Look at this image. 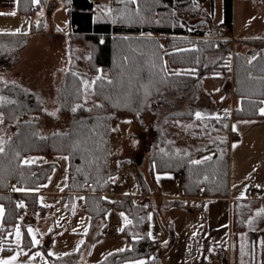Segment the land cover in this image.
Here are the masks:
<instances>
[{
    "label": "trees",
    "instance_id": "obj_1",
    "mask_svg": "<svg viewBox=\"0 0 264 264\" xmlns=\"http://www.w3.org/2000/svg\"><path fill=\"white\" fill-rule=\"evenodd\" d=\"M48 2L17 0L16 10L31 16ZM61 2L69 19L68 66L55 93L56 115L66 117L64 130L41 134L36 121L28 118L44 112L39 95L2 78L14 63L4 53L21 50L31 35L42 33L43 18L32 20L27 33L0 32V114L4 125L16 121L15 130L0 147L2 229L11 230L10 226L21 222L22 216L39 217L46 210L38 202L36 190L58 162L23 158L28 154L64 155V198L85 194L83 210L90 221L89 231L111 208L127 217L120 231L114 233L126 236L129 246L107 254L95 264L132 259H142L140 264H160L152 246L162 245L148 233L153 204L145 172L150 177L155 172L180 173L177 184L185 197L209 199L228 195V149L230 138L235 136L230 130V116L264 118L260 111L264 101V40H243L248 47L241 51L232 50L229 39L217 36L221 24L232 25V0H223L222 20L218 24L213 21V0H109V8L104 11L95 7V0ZM221 75L231 84L230 93L239 98L238 105L232 108L231 115L200 120L197 114L207 106L199 101L205 91L204 78ZM123 117L130 118L135 130L130 135L141 134L146 139L148 155L138 157L134 165L140 195L151 198L136 202L131 194H121L113 205L101 192L112 189L111 175L123 166L122 160L115 165L110 162L112 141ZM194 118L197 123L191 139L201 141L198 146L183 142L179 133L173 132L178 120ZM10 182L15 193L7 190ZM165 202L167 208L185 203L180 199ZM250 202L256 201H231L229 264H258L254 248L257 233L248 228L253 208ZM164 229L169 235V250L177 235L170 222L164 224ZM26 238L24 235V241ZM239 245L243 255L240 259ZM79 255V251H74L50 261L78 264Z\"/></svg>",
    "mask_w": 264,
    "mask_h": 264
},
{
    "label": "rangeland",
    "instance_id": "obj_2",
    "mask_svg": "<svg viewBox=\"0 0 264 264\" xmlns=\"http://www.w3.org/2000/svg\"><path fill=\"white\" fill-rule=\"evenodd\" d=\"M95 7L104 11L109 8V0H95ZM263 9L264 4L260 2L257 10L264 21ZM40 17L44 21V31L33 34L27 45L21 50L16 52L7 50L4 53V56L9 55L14 63L3 72L2 78L31 88L39 95L44 112L31 114L28 118L36 121L41 134L47 135L54 131L64 130L66 127L65 115H56L55 93L61 74L68 66L66 34L69 19L66 8L61 0H49L46 6L35 11L31 16L20 14L16 18L7 19L11 25L18 20V23L23 25L22 28H18L16 24L4 27L3 30H29L30 20L37 21ZM2 19L4 20V18ZM221 20L222 7L217 3L213 8V21L218 24ZM217 36L229 39L232 50L244 51L248 47L240 40H236V42L235 39L231 40L229 35L218 33ZM203 86L205 91L199 101L201 105L207 106L204 107L205 110L198 112L199 119L202 120L208 116L231 115V110L238 105L239 98L230 93L231 84L226 77L222 75L216 78L207 76L204 78ZM261 109H264V101ZM196 123V118L180 119L173 127V132L179 133L183 142L198 146L202 142L191 139ZM15 128L16 121L4 125L0 114V147ZM230 130L235 133V136L230 138L228 149L230 193L232 196H240L234 199L243 198L256 201L250 202L253 203V208L248 216V228L255 224L253 228L258 230L256 245L254 242L255 255L259 259L258 264H264V118L230 116ZM134 131L130 118H120L118 132L112 141L110 162L115 165L122 160L123 166L111 175L110 182L112 185L120 187V194H131L136 202H143L148 201L151 197L138 196L141 192L137 184L134 161L140 156L146 157L148 151L145 149L146 139L143 135H130ZM23 159L36 162L55 160L58 162V166L47 177L46 182L36 190L38 202L46 207L41 216L24 215L21 222L10 226L11 230L4 231L2 229L3 206L0 203V210H2L0 211V261L9 260L11 264H52L51 258L79 251L78 264H95L107 254L129 246L130 241L126 236L107 232V224L110 221L122 227L127 221L125 213L111 208L106 214L99 217L100 224L89 231L90 221L82 208L84 201L81 196L84 198L85 194L78 193L73 198L69 196L64 198V194L67 193L64 189L67 184V160L64 155L28 154ZM143 169L145 170V166ZM170 174L155 172L152 177L155 181L158 180L156 176L164 179L169 191L176 192L178 184L175 181L170 182ZM145 176L147 181L151 182V178L146 172ZM154 201V206L148 216L149 236L158 239L157 236L161 231L166 232L160 224L157 213H167L165 216L160 214L161 220L164 221L169 217L170 221L174 223L172 224L177 235L174 245L169 250L167 249L168 233H165V238L158 239L162 246L157 248L152 246L153 254L159 257L160 264H226L216 257L215 251L211 247L214 244V236L221 225H224V218L228 213V208L225 207L223 217L215 214L216 207L220 205L219 200L192 198L186 200L182 206H171L160 212L156 209L158 200ZM24 235H27L25 241ZM229 236H231L230 230ZM34 240L37 243H33ZM239 243H241L240 237ZM46 244L47 246H45ZM228 246L230 259L231 244ZM239 248L237 253L240 259L243 257L241 245ZM13 257H15L14 260ZM141 261L142 259H132L118 264H140Z\"/></svg>",
    "mask_w": 264,
    "mask_h": 264
},
{
    "label": "crops",
    "instance_id": "obj_3",
    "mask_svg": "<svg viewBox=\"0 0 264 264\" xmlns=\"http://www.w3.org/2000/svg\"><path fill=\"white\" fill-rule=\"evenodd\" d=\"M16 2L17 0H0V32H23V33H27L30 31L29 30H3L4 27H8V26H15L16 24L18 25V28H22L23 25L21 23H18L19 21L17 20L16 23H13L11 25V23L9 21H7V19L10 18H16V16L20 15L17 10H16ZM261 2V4H264V0H257V2L255 0H232V25H231V29H232V34L234 35V39L235 42L236 40H264V31H262V29L264 28V21L263 18L260 16V14L258 13V6L259 3ZM220 5L221 7L223 6V0H213V6H215V4ZM264 10V9H263ZM12 13H15L14 15ZM4 18V20L2 19ZM31 22L32 20H30V26H31ZM241 34V35H240ZM236 35V36H235ZM32 36V35H31ZM31 38V37H30ZM233 45H235L233 43ZM252 48V47H250ZM247 49V48H246ZM63 73V72H62ZM62 75V74H61ZM31 89V88H30ZM33 90V89H31ZM146 168V167H145ZM170 174V173H169ZM170 182L172 183L173 181H175V174L171 173L170 175ZM151 178V182L147 181V185L150 187L151 190V194H152V204L154 206L155 203V199L158 200V204H156V209L158 212L160 211H165L166 209H169L165 206L166 199H180V200H184V202L186 200H190L192 198H199L202 200H219L220 201V205L216 207V215L217 216H221L225 215V213H223L224 208H228V213H226V217L224 218V225L220 227V229L217 231V233L214 236V240H213V246L212 249L213 251H215V247L219 246V245H230V237L229 236V230H230V201H232L234 198L236 197H240V196H232L230 191H231V187H229V193L226 197H214V198H209V199H205L199 196H193V197H185L181 194V190L180 187L178 186L177 191L176 192H170L169 191V187L167 185V183L165 182L164 179L157 177L158 179L157 181H155L153 179V177ZM176 182V181H175ZM176 184V183H175ZM82 201H84L83 196H81ZM238 199V198H237ZM185 204V203H184ZM183 204V205H184ZM83 208V206H82ZM221 212V213H218ZM159 215V220H160V224L162 226V228H164V224L165 223H173L172 221H170V218L167 217L166 220L162 221L160 214H167V213H157ZM100 218L96 220V226L97 224H100ZM174 224V223H173ZM255 224L249 226V229L251 228L252 231H255L258 234V230L254 229ZM175 229V228H174ZM225 229V230H223ZM165 232L161 231L157 238L158 239H163L165 238Z\"/></svg>",
    "mask_w": 264,
    "mask_h": 264
},
{
    "label": "built area",
    "instance_id": "obj_4",
    "mask_svg": "<svg viewBox=\"0 0 264 264\" xmlns=\"http://www.w3.org/2000/svg\"><path fill=\"white\" fill-rule=\"evenodd\" d=\"M219 33H221L223 35H229V38L231 40L234 39V35L232 34V29H231V27L229 25L221 24L220 27H219ZM181 177L182 176H181L180 173H177L176 174V176H175L176 183H179L180 182ZM90 184L91 183H86L87 186H90ZM8 191L11 192V193H15L14 184L13 183H10L9 184ZM119 192H120V187L119 186H113L112 189L105 190V191L101 192V194L104 197H107L110 200H112L113 203H115V201L117 200V198L121 195ZM138 196H140V194ZM15 199L17 200L18 203H20L21 200H20L19 195L15 194ZM120 229H121V226L119 224H117V223L112 222V221H110L107 224V232L108 233L119 232ZM215 254H216V257L221 262H224L226 264L229 263V260L230 259H229V246H228V244L227 245H219V246H216L215 247Z\"/></svg>",
    "mask_w": 264,
    "mask_h": 264
},
{
    "label": "snow or ice",
    "instance_id": "obj_5",
    "mask_svg": "<svg viewBox=\"0 0 264 264\" xmlns=\"http://www.w3.org/2000/svg\"><path fill=\"white\" fill-rule=\"evenodd\" d=\"M12 14L14 15L15 13H12ZM97 79H99V77ZM75 110L76 109H73V111H75ZM261 114L264 115V109H261ZM197 115H199V114H197ZM194 163H199V162L195 161ZM0 211H2V210H0ZM17 234H19V233H17ZM33 243H37V241L34 240ZM12 259L14 260L15 257H13ZM0 264H11V262L9 260H4V261H0Z\"/></svg>",
    "mask_w": 264,
    "mask_h": 264
}]
</instances>
